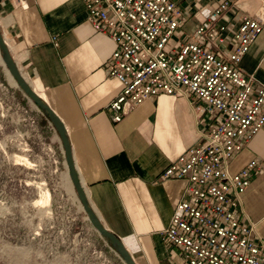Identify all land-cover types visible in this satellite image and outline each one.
<instances>
[{"label":"crops","instance_id":"0c3cea01","mask_svg":"<svg viewBox=\"0 0 264 264\" xmlns=\"http://www.w3.org/2000/svg\"><path fill=\"white\" fill-rule=\"evenodd\" d=\"M177 1L184 16L181 35L218 0ZM262 1L234 4L240 12L253 13ZM86 14L82 0H0V31L20 72L62 118L75 170L104 226L125 243L136 264H185L178 247L162 234L184 181L160 175L200 139L207 116H198L184 96L160 94L112 121L105 105L121 83L105 63L114 42L97 32ZM239 65L255 85L264 86V31ZM250 159L258 166L243 192L240 218L253 222V235L264 242V124L236 150L230 170Z\"/></svg>","mask_w":264,"mask_h":264},{"label":"built area","instance_id":"2783aa9c","mask_svg":"<svg viewBox=\"0 0 264 264\" xmlns=\"http://www.w3.org/2000/svg\"><path fill=\"white\" fill-rule=\"evenodd\" d=\"M86 19L114 48L105 65L121 87L105 105L118 122L133 106L160 94L184 96L206 115L200 139L163 168L184 181L162 234L185 264H264V242L240 218L255 159L232 172L229 162L264 124V86L240 59L264 31V0L253 13L218 0L201 22L172 38L184 20L177 0H82ZM229 9L234 14L229 15ZM55 39V36H52Z\"/></svg>","mask_w":264,"mask_h":264},{"label":"rangeland","instance_id":"374dc122","mask_svg":"<svg viewBox=\"0 0 264 264\" xmlns=\"http://www.w3.org/2000/svg\"><path fill=\"white\" fill-rule=\"evenodd\" d=\"M0 264H125L84 213L48 115L1 60Z\"/></svg>","mask_w":264,"mask_h":264},{"label":"water","instance_id":"95a60500","mask_svg":"<svg viewBox=\"0 0 264 264\" xmlns=\"http://www.w3.org/2000/svg\"><path fill=\"white\" fill-rule=\"evenodd\" d=\"M0 59L7 68L8 72L15 79L16 84L21 87L31 101H34L43 110V112L48 115L53 127L56 129L62 145V153L65 160L66 171H68L69 180L71 185H73L77 199L80 200L82 209L84 213H86L89 222L107 241L111 243L112 247L115 249L117 254L120 255L125 264H136L125 243L120 240L114 232L104 226L99 215L92 208L90 201L87 198L85 187L79 179L77 170H75L71 142H69L67 128H65L62 118L55 112L54 108L48 103V101L44 100L36 89L29 84L24 74L20 72L14 58L11 56L2 31H0Z\"/></svg>","mask_w":264,"mask_h":264},{"label":"bare ground","instance_id":"6f19581e","mask_svg":"<svg viewBox=\"0 0 264 264\" xmlns=\"http://www.w3.org/2000/svg\"><path fill=\"white\" fill-rule=\"evenodd\" d=\"M1 60V59H0ZM2 61V60H1ZM6 71H7V73H9L8 72V70H7V68H6ZM9 76H10V79H12L13 81H14V83H16L15 82V79L12 77V75L9 73ZM25 160V159H24ZM44 196H43V198H41V200L39 201L40 203H45V202H49V198H50V194H49V191L47 190L44 194H43Z\"/></svg>","mask_w":264,"mask_h":264}]
</instances>
